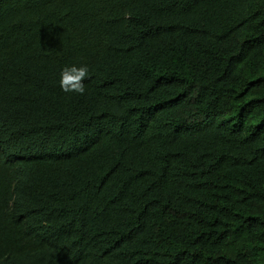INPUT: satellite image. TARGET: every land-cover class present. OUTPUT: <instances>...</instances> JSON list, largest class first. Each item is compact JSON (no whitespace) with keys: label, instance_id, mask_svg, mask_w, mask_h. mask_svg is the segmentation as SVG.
<instances>
[{"label":"trees","instance_id":"16d2710c","mask_svg":"<svg viewBox=\"0 0 264 264\" xmlns=\"http://www.w3.org/2000/svg\"><path fill=\"white\" fill-rule=\"evenodd\" d=\"M0 264H264V0H0Z\"/></svg>","mask_w":264,"mask_h":264},{"label":"clouds","instance_id":"9594fccd","mask_svg":"<svg viewBox=\"0 0 264 264\" xmlns=\"http://www.w3.org/2000/svg\"><path fill=\"white\" fill-rule=\"evenodd\" d=\"M88 76L86 64L65 65L60 73V88L64 92L85 93L84 80Z\"/></svg>","mask_w":264,"mask_h":264}]
</instances>
